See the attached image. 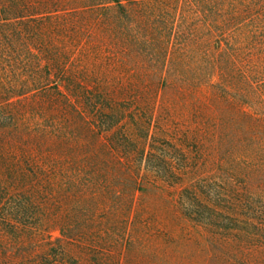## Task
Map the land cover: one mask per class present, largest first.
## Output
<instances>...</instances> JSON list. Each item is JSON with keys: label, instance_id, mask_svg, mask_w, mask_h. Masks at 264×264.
<instances>
[{"label": "trees", "instance_id": "obj_1", "mask_svg": "<svg viewBox=\"0 0 264 264\" xmlns=\"http://www.w3.org/2000/svg\"><path fill=\"white\" fill-rule=\"evenodd\" d=\"M0 264H264V0H0Z\"/></svg>", "mask_w": 264, "mask_h": 264}, {"label": "rangeland", "instance_id": "obj_2", "mask_svg": "<svg viewBox=\"0 0 264 264\" xmlns=\"http://www.w3.org/2000/svg\"><path fill=\"white\" fill-rule=\"evenodd\" d=\"M46 228H48L49 231L39 234L35 239H33L34 242L26 241V242L17 243V241L11 240L2 246L6 248V250L8 251L7 253L10 256V258L19 261L20 256L23 254H26V253L33 254L35 252H38L42 246L41 241H43V239H45L46 237L54 239L55 237L60 235V231L56 223H52ZM181 246L186 247L185 242L182 243Z\"/></svg>", "mask_w": 264, "mask_h": 264}]
</instances>
